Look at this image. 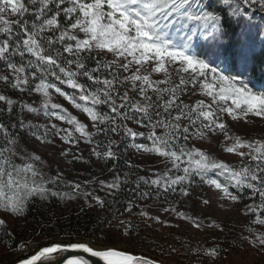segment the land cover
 <instances>
[{"label": "snow or ice", "instance_id": "snow-or-ice-1", "mask_svg": "<svg viewBox=\"0 0 264 264\" xmlns=\"http://www.w3.org/2000/svg\"><path fill=\"white\" fill-rule=\"evenodd\" d=\"M217 4L218 10H209L204 0H0V64L4 66L0 73V228H7L8 217L21 216L26 204L36 198L42 203L83 199L89 209L103 211L119 203L118 197L124 194L127 207L121 204L123 212L118 208L97 223L104 234L97 239H108L105 225L108 232L123 229L130 238L139 225L118 219V213L139 217L146 225L172 227L149 211L148 201L171 205L169 197L188 196L197 177L234 203L249 192V198L258 196L260 203L245 205L244 211L259 210L264 216V137L245 139L224 120V114L236 122L249 116L264 119V93L254 92L242 79L253 63L245 37L247 11L255 7L264 12V0H217ZM234 27L239 30L233 31ZM200 41L204 42L201 49H206L203 58L196 53ZM228 58L237 67V75H225L214 66L217 60ZM59 85L73 93L69 95ZM8 89L19 92L20 98H10L5 94ZM25 93L38 94V104L26 103ZM53 93L85 113L91 127L53 102ZM197 96L201 98L193 102ZM27 114L49 117L43 132L40 125L25 122ZM52 117L70 128L51 123ZM26 132L45 146L54 145L56 137L77 149L81 142L94 145L92 154L105 162H118L119 147L124 145L125 150L133 148L141 156L162 157L164 168L152 178L136 175L131 169L138 171V166L129 163L130 171L123 179L111 169L116 173L111 181L66 183L59 167L55 175L44 172V160L27 147ZM101 136L106 144L94 140ZM219 136L224 150L240 158L238 164L217 160L192 144ZM59 155L70 164L88 163L72 147L61 149ZM65 184L68 191H60ZM126 187L133 194L131 199H127ZM138 201H144L143 206ZM137 207L138 212L134 211ZM163 211L201 227L198 219L174 206ZM257 223L264 225V220ZM213 227L223 231L220 224ZM246 231L253 232L251 228ZM5 234L12 238L11 233ZM239 239L255 249L264 264V232L252 238L241 234ZM159 247V258H143L110 243L97 245L96 239H70L43 247L18 264H37L70 250L79 254L66 264H91L84 254L103 264H181L175 258L178 248L172 244ZM192 251L197 257H209L200 264H215L213 258L218 259L223 249L197 247Z\"/></svg>", "mask_w": 264, "mask_h": 264}, {"label": "rangeland", "instance_id": "rangeland-1", "mask_svg": "<svg viewBox=\"0 0 264 264\" xmlns=\"http://www.w3.org/2000/svg\"><path fill=\"white\" fill-rule=\"evenodd\" d=\"M208 2L209 0H204L205 4ZM255 10L259 15L264 17V12L260 11L258 8H255ZM247 17L248 23H245V37L249 40L251 55L260 56L261 62L256 63L253 59L252 65L255 62L254 72L251 73V71H249L245 73L242 79L248 83L249 87L252 88L254 92L264 93V18H260V23H256L255 19L249 13H247ZM238 30L239 29L236 31ZM203 44L204 42L200 41L199 45L196 47V53L201 55V58H203L202 52L206 51V49L202 50L200 47V45ZM107 59H111V56H108ZM216 65L219 66V69L225 75H237V67L234 66L231 58L225 59L223 62L217 60L214 66ZM3 71L4 67H0V73ZM5 94L13 100L20 98L19 92L10 89L5 90ZM199 98L201 97H194L193 102L195 99ZM23 99L26 103L38 104L39 102L38 94H32L30 96L25 93ZM53 102L60 104L64 109H67L70 115L77 116L81 122L91 127V121L86 114L75 108L65 100L64 97L57 93H53ZM205 102H210V98H205ZM17 111L19 113L18 108ZM24 118L26 123L40 125L41 132H43V126L49 121V117H45L43 114L39 116L36 114H27ZM224 120L232 127L234 133L242 135L245 139H248L250 136L252 140H260L264 137V119L249 116L247 120L241 119V121L236 122L233 121L231 117L227 116V114H224ZM51 123H55L61 128H70L69 125L54 117L51 118ZM133 126L137 127L136 125ZM139 130L143 131L144 129ZM25 135L28 149L41 156L45 162L43 170L49 175H55L58 167L64 172L67 182L76 180L93 181L96 179L111 181L116 174L110 171L111 169H115L113 166L107 165V162L104 160H98L96 156L92 154L94 145L81 142L77 149L74 146L64 144L59 137H56L54 145L45 146L40 141L36 140L30 132H26ZM74 135L79 134L74 133ZM94 140L96 141L95 138ZM192 144L217 160L229 164H238L240 162V158L235 153H227L224 150V140L222 136L205 139L203 141H193ZM192 144L189 146L191 147ZM69 147H72L73 151L81 153L84 159L88 160V163L85 164L79 161L72 164L68 163V160L61 157L59 152L61 149ZM97 150L103 151L101 148ZM119 152L121 154L120 159L124 160V162H122V167L124 168L118 172L122 179L124 174L130 171L128 167L129 163L138 166V171L137 169H131V171L136 172L138 176H150L155 178L153 173L159 172L164 168V164L162 163L163 158L155 154L145 153L141 156L133 148H129L126 151L125 148H119ZM68 159H71V157ZM210 175L212 178H216L213 173H210ZM135 178V176L130 177V181ZM93 187H95V185H93ZM97 194L101 197H105L104 192H98ZM249 197L250 195L246 194L242 201L234 203L225 198L220 190L207 183L200 182L199 177H197L196 183L193 185L188 196H181L177 193L175 196L169 197L171 205L164 203L162 200L154 199L148 201L150 206L149 211L152 214H159L161 219L166 220L167 224L172 225V227H161L159 224L146 225L141 218L129 216L126 212L125 215L119 216L118 219L129 220L133 225H139L136 231L131 232L130 238L124 235L123 229L117 230L113 228L108 232V226H106L105 231L108 239L104 241L97 239L104 235L101 231L94 236V239H96L97 245H101V243H110L118 248L126 249L128 253L140 254L148 258H159V246L164 244V246L167 247L168 244H172L179 249V255L175 258L179 259L181 264H200L201 260L206 262L209 259L208 256L202 255L197 257L192 250L197 247L211 249L214 246H219L223 249L218 259L213 258L215 259V264H261V255L246 242L241 244L239 239L241 234L252 238V236L264 232V225L257 223L258 219L264 220V216L259 215V210L255 213H246L244 211L245 205L253 203L258 205L260 203L259 201L255 202ZM206 200L208 201L207 204L204 203ZM138 203L143 206L144 201H138ZM83 204H85L83 199L67 200L64 204L63 202L60 204L59 211H63L67 207L72 206L80 207ZM170 206L176 207L188 217H195L198 219L201 227L195 228L188 220L180 219L175 214L166 215L163 209ZM139 210L140 208L137 207L134 211L138 212ZM0 215H2V211H0ZM15 223L16 218L9 216L7 220V229L11 231L16 227ZM215 224L222 225L223 231L214 228L213 225ZM248 228L253 230L251 234L246 231ZM21 238L22 245L25 243L27 244L25 247L26 249L30 251L33 250L34 252L36 249H39V247L35 248V243L30 239ZM53 239L56 238L53 237ZM55 242L60 241L57 239L53 243ZM11 255L12 253L9 251L8 247L0 243V263L11 257Z\"/></svg>", "mask_w": 264, "mask_h": 264}, {"label": "trees", "instance_id": "trees-1", "mask_svg": "<svg viewBox=\"0 0 264 264\" xmlns=\"http://www.w3.org/2000/svg\"><path fill=\"white\" fill-rule=\"evenodd\" d=\"M209 10L219 9V5L217 4V0H209L206 4ZM247 13H249L254 19L256 23H260V18H264L259 15L255 8H249ZM226 15V13H225ZM248 23V21L246 22ZM238 27H234L233 31L237 30ZM256 63L261 62V57L252 56ZM258 61V62H257ZM255 64V62H254ZM254 64L251 67V73L254 72ZM0 67H4L0 64ZM62 90L66 91L69 95L73 93V90L68 88L66 85H59ZM83 104L84 102H80ZM106 111L107 109H102ZM18 113V111H17ZM134 127L133 125H130ZM144 131V130H143ZM113 139H119V137H112ZM96 142L107 143V140L104 137H96ZM142 143H148V141L141 140ZM116 146H113L115 150ZM119 148H125L124 145H121ZM129 149V148H128ZM101 150H105L101 148ZM126 151V150H125ZM124 160L119 158V161L111 160L107 162V165L113 166L118 172H120L124 167H122ZM67 183V181H66ZM62 192H67L68 188L62 186L60 189ZM233 193H235V189H230ZM125 193L127 194V199H131L133 194L129 192L128 187L125 188ZM250 195L249 193H246ZM245 194V195H246ZM109 203L111 204V197H107ZM255 202L259 201V197L252 198ZM67 200L53 199L50 201L41 202L39 198H36L31 203L26 204L24 213L21 216L16 217V227L9 231L7 228H0V243L7 246L9 251L12 253L11 257L4 260L0 264H14L18 262L19 259H26L29 257L34 251L28 250L25 247H22V238L30 239L35 243V248L37 247H46L50 246L55 240L63 241L64 243H68L71 239V242H74L75 239L79 238L81 240L94 239V236L100 233V230L97 228V223L99 221H103L107 217H109L113 212H116L118 208L123 212V208H121V204L124 207H127L125 195L122 194L118 197L119 203L112 204L111 209H106L101 211L99 208L93 210L89 209L86 204L81 205L80 207H67L63 211H59V206L63 202ZM66 204V203H65ZM83 206L84 211H81V207ZM137 209V208H136ZM135 210V209H134ZM124 212L123 215H125ZM118 217L121 216L119 213ZM122 215V216H123ZM21 224V225H20ZM105 225L104 227H106ZM79 228V232H74L75 229ZM6 232L11 233V239L5 234ZM94 232V234H93ZM56 239H53V237ZM35 238V239H34ZM32 242V243H33ZM37 250V249H36ZM35 250V251H36ZM33 251V252H32Z\"/></svg>", "mask_w": 264, "mask_h": 264}, {"label": "water", "instance_id": "water-1", "mask_svg": "<svg viewBox=\"0 0 264 264\" xmlns=\"http://www.w3.org/2000/svg\"><path fill=\"white\" fill-rule=\"evenodd\" d=\"M43 248V247H41ZM41 248L37 249L35 252L32 253V255H34L37 251H39ZM79 253L77 252H73V251H67V252H62L59 254H53L52 258H49L47 260L45 259H41L40 261H37V264H66L67 259L71 258L74 255H78ZM130 255L133 256H137V257H143V258H148L146 256L140 255V254H132V253H128ZM86 256V258L90 259L91 264H103L102 261H99L98 258H92V257H87V254H84ZM14 264H18V262L14 263Z\"/></svg>", "mask_w": 264, "mask_h": 264}, {"label": "bare ground", "instance_id": "bare-ground-1", "mask_svg": "<svg viewBox=\"0 0 264 264\" xmlns=\"http://www.w3.org/2000/svg\"><path fill=\"white\" fill-rule=\"evenodd\" d=\"M30 256H32V254H31ZM30 256H29V257H30ZM29 257H28V258H29Z\"/></svg>", "mask_w": 264, "mask_h": 264}]
</instances>
